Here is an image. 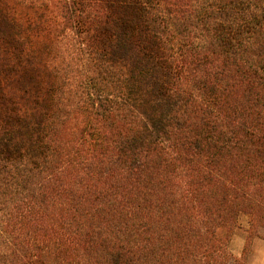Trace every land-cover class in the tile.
Returning <instances> with one entry per match:
<instances>
[{"label":"trees","instance_id":"trees-1","mask_svg":"<svg viewBox=\"0 0 264 264\" xmlns=\"http://www.w3.org/2000/svg\"><path fill=\"white\" fill-rule=\"evenodd\" d=\"M264 236V0H0V264H227Z\"/></svg>","mask_w":264,"mask_h":264},{"label":"crops","instance_id":"crops-1","mask_svg":"<svg viewBox=\"0 0 264 264\" xmlns=\"http://www.w3.org/2000/svg\"><path fill=\"white\" fill-rule=\"evenodd\" d=\"M239 222L229 243L234 259L227 264H264V236H253L247 246L249 219L242 216Z\"/></svg>","mask_w":264,"mask_h":264},{"label":"rangeland","instance_id":"rangeland-1","mask_svg":"<svg viewBox=\"0 0 264 264\" xmlns=\"http://www.w3.org/2000/svg\"><path fill=\"white\" fill-rule=\"evenodd\" d=\"M242 216H246V217L248 218V216H247L246 214H240V215H239V218H238L237 227H238V224L240 223L239 221H240V219H241ZM237 227H236V228H237ZM236 228H235V230H236ZM235 230H234V231H235ZM248 238H249V239L247 240V246H248V241H250V238H252V237H249V236H248ZM240 264H242V263L240 262Z\"/></svg>","mask_w":264,"mask_h":264}]
</instances>
